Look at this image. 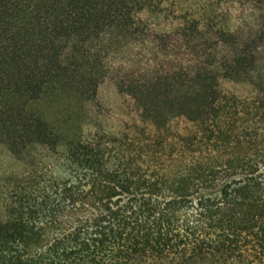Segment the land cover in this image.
<instances>
[{"label": "trees", "instance_id": "obj_1", "mask_svg": "<svg viewBox=\"0 0 264 264\" xmlns=\"http://www.w3.org/2000/svg\"><path fill=\"white\" fill-rule=\"evenodd\" d=\"M107 81L144 126L93 122ZM0 144V264L260 261L264 0H0Z\"/></svg>", "mask_w": 264, "mask_h": 264}, {"label": "rangeland", "instance_id": "obj_2", "mask_svg": "<svg viewBox=\"0 0 264 264\" xmlns=\"http://www.w3.org/2000/svg\"><path fill=\"white\" fill-rule=\"evenodd\" d=\"M174 10L179 14L190 17H200L209 12L215 0H170ZM223 95H236L251 97L254 95L253 87L248 83L220 81ZM91 118L99 128L109 134H117L126 126H144L131 101L125 94L119 93L110 82H104L98 90V103L91 108ZM169 126L173 132H183L190 124L179 117H170ZM149 128V127H147ZM25 169L22 162L14 159L6 148L0 144V189L3 180L8 183L11 176ZM252 259V257H249ZM254 264H264V258Z\"/></svg>", "mask_w": 264, "mask_h": 264}]
</instances>
